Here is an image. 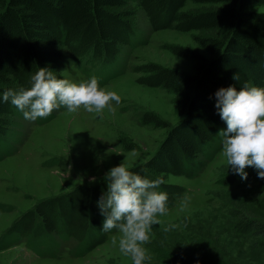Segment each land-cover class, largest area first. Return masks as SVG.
<instances>
[{"label":"trees","instance_id":"1","mask_svg":"<svg viewBox=\"0 0 264 264\" xmlns=\"http://www.w3.org/2000/svg\"><path fill=\"white\" fill-rule=\"evenodd\" d=\"M131 2L137 3L154 32H197L194 42L207 54L178 45L167 47L173 55L194 63L193 75L156 63L132 69L141 75L137 84L173 95L178 123L172 126L154 113L141 114V126L165 129L166 135L146 162L129 167L149 180L161 179L157 191L168 194L167 207H172L185 188L167 183L168 177L196 178L222 148L218 134L226 130V123L215 107V93L230 86L240 90L245 83L264 87V12L252 10L264 7V0H0V143L13 126L10 118L19 112L3 102V92L29 88L39 68L56 75L64 51L72 62L83 60V72L85 63H112L133 46L136 37ZM187 3L194 8H186ZM237 73L239 81L233 80ZM124 148L132 150L131 145ZM250 180L248 175L246 181ZM246 181L231 174L222 183ZM106 192L107 183L102 180L41 200L6 230L0 252L24 241L27 249L44 248L56 258L62 244L73 242L69 253L76 259L84 257L116 232L102 230L104 217L98 201ZM229 215L237 219L233 229L238 235L264 238L260 218L235 209Z\"/></svg>","mask_w":264,"mask_h":264},{"label":"rangeland","instance_id":"2","mask_svg":"<svg viewBox=\"0 0 264 264\" xmlns=\"http://www.w3.org/2000/svg\"><path fill=\"white\" fill-rule=\"evenodd\" d=\"M131 8L136 30L131 48H125L110 64L99 65L98 60L85 63V72L80 66L83 60L72 62L71 55L62 50L65 55L56 74L74 83L97 77L101 88L120 96L118 105L112 102L114 111L105 109L97 114L83 108L76 112L60 108L36 121L24 119L20 111L10 118L13 126L0 143V239L41 200L105 180L108 171L124 160L128 167L146 162L166 130L141 126V114L154 113L172 126L178 123L173 95L137 84L141 75L132 69L156 63L193 75L194 63L173 55L167 47L178 45L207 54L194 42L197 32H154L136 2H131ZM186 8L194 6L187 3ZM252 10L264 12V7ZM125 145H131L137 155L131 156L132 150H125ZM221 153L222 148L194 179L168 177L167 183L179 184L185 192L158 217L161 223L152 227L150 242L144 245L152 260L145 264H264V238L253 233L238 235L233 229L237 219L229 215V210L235 209L264 221V180L253 168H246L252 180L224 185L222 180L235 173ZM114 235L116 232L77 259L69 253L73 242L62 244L61 250L55 251L56 258L49 257L44 248L33 252L24 241L18 242L0 252V264H133L112 244Z\"/></svg>","mask_w":264,"mask_h":264},{"label":"clouds","instance_id":"3","mask_svg":"<svg viewBox=\"0 0 264 264\" xmlns=\"http://www.w3.org/2000/svg\"><path fill=\"white\" fill-rule=\"evenodd\" d=\"M239 79L238 73L233 76V80ZM215 97L218 115L226 123V130L218 134L223 138L222 157L242 180L248 179L246 168H253L258 178L264 180V87L245 83L237 90L230 86L218 90ZM2 100L10 102L29 121L47 118L60 108L69 112L83 108L88 113L100 114L105 109L114 111L112 102L117 105L121 102L115 91L101 88L95 76L87 82L74 83L58 78L48 68H39L31 77L29 88L4 91ZM130 154L137 155L135 150ZM104 179L107 192L98 201L104 217L102 230L106 233L116 230L112 244L118 245L133 264L151 261L144 245L150 242L152 227L161 223L158 217L168 211V194L157 191L163 181L134 173L126 160L111 168Z\"/></svg>","mask_w":264,"mask_h":264}]
</instances>
